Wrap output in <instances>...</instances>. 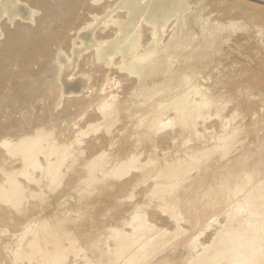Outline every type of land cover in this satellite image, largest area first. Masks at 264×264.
I'll list each match as a JSON object with an SVG mask.
<instances>
[{
	"label": "bare ground",
	"instance_id": "bare-ground-1",
	"mask_svg": "<svg viewBox=\"0 0 264 264\" xmlns=\"http://www.w3.org/2000/svg\"><path fill=\"white\" fill-rule=\"evenodd\" d=\"M192 3L0 0V264H264V0Z\"/></svg>",
	"mask_w": 264,
	"mask_h": 264
},
{
	"label": "rangeland",
	"instance_id": "rangeland-1",
	"mask_svg": "<svg viewBox=\"0 0 264 264\" xmlns=\"http://www.w3.org/2000/svg\"><path fill=\"white\" fill-rule=\"evenodd\" d=\"M203 1L204 0H202L201 5L203 4L204 6H201V5L199 6L198 5L199 7H202V8L210 7L212 10H214L213 9L214 8V0H205L204 2ZM192 2H193L192 5H194V7L199 8L197 6V3H196L197 0H192ZM191 7H193V6H191ZM212 22L213 21H208V22H206L205 26H203L204 24H200L199 22H195V21L193 22L191 20L190 21V25L191 26L189 25V28L192 29L193 31H195V33L197 34V38L200 39V42L204 43V41H206L204 39V37L209 35V33L216 26V24L214 22L213 23ZM200 28H202V30ZM226 31H227V29L224 28L222 30V33H225ZM239 34L236 33V34H234V36L239 35ZM242 36H244L243 38L246 37L245 39H243V41L239 40L240 37L238 36L237 38L234 37L230 41V43L228 44L229 47H230V48H228L230 53L233 52L234 54H236L239 49L242 50L241 51L242 55L238 58V62L239 63H244L245 64V68H246V71L244 72L243 76H235L234 77V75H232V74L228 75L227 73H224L225 77L227 75V78H223L225 80V82L230 83V86L233 85L234 87H236V85H240V86L243 85V87H247L248 84H249V82H247V81L249 80L250 76L252 75L253 68L259 67L260 69L264 70V47H263V45H261L262 43L260 42V45L259 44L247 45L249 43L248 40L250 38L247 37L246 34L245 35L242 34L241 37ZM215 44H217V43H215ZM214 46L218 47L219 45L217 44V45H214ZM226 49H227V47H226ZM260 51H261V53H260ZM250 102H251L250 100L246 99L244 104L245 105H249Z\"/></svg>",
	"mask_w": 264,
	"mask_h": 264
}]
</instances>
